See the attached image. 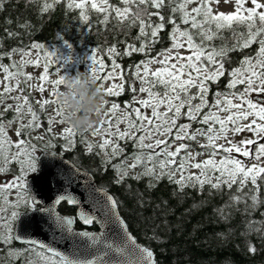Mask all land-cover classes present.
Segmentation results:
<instances>
[{
	"label": "snow or ice",
	"instance_id": "snow-or-ice-1",
	"mask_svg": "<svg viewBox=\"0 0 264 264\" xmlns=\"http://www.w3.org/2000/svg\"><path fill=\"white\" fill-rule=\"evenodd\" d=\"M59 2L60 0H53L55 4ZM234 2V11L223 13L213 8V4H218L219 0H119L122 7L114 6L110 0H68L67 8L79 10V18L84 22H89V11H94L102 15L100 23L106 25L114 14L115 19L121 24L127 23L129 28L138 26L139 29L136 37L140 41L139 46L127 44L122 53L123 56L143 53L146 57L134 66L135 70L131 73L132 85L138 81L139 88L131 87L133 101L123 105L122 116L117 117V113L121 111V104L111 102L104 116H111L114 122L113 119H103L101 127L92 133L93 136L101 138L98 147L106 157L104 163L110 165L116 172L115 183H122L128 177L129 170L141 167L142 171L131 177L132 179L138 180L145 176L152 180L167 178L169 182L180 187L191 184L201 190L205 185L215 190H222L225 187L231 190L235 187V192L240 195L233 194L230 197L233 203L251 201L250 204L245 203V211L256 210L264 204V199L261 198L264 188V2L261 0ZM249 3L251 6H246ZM166 6L170 11L168 17L161 11ZM51 7L52 4L45 2L41 11L47 12ZM166 26H171L170 47L162 49L155 56H150L149 54L154 51L153 46L160 41L159 33ZM240 28L244 30L238 31ZM225 30L231 33L230 37L223 35ZM215 40L222 43L216 46L212 43ZM253 45H258L254 57L245 56L239 62L240 67L226 70L225 61L230 52L249 49ZM30 48L35 51L36 59L22 60L21 67L40 66V50L44 46L32 43ZM95 51L93 50V54L88 57L91 61L89 71L96 74L98 81H112L108 87L100 83L105 97L120 96L126 90L125 71L116 59L121 55L120 51L116 46L107 48L110 65L106 64L103 58L98 59ZM12 52H19L23 57L32 55L31 51L25 49L14 48ZM6 55L10 57L11 52ZM54 55L53 52H44L46 59ZM2 59L3 56H0V60ZM153 64H159L160 67L151 70L150 66ZM12 68H17L15 62L10 65L0 63V71L5 74L4 80H16L15 87L10 84L4 85L3 92H0V104L4 103L5 94L17 89L20 92L24 91L23 88H19L21 81L17 77L23 76L25 82L33 79L31 74L19 69L11 71ZM102 72L104 75H99ZM50 74V64L45 63L38 78L40 84L29 86L42 94L46 91L44 85L51 84L53 90L50 95H56V86L63 84L65 75L50 80ZM226 75L229 77L226 88L231 91L216 92L213 102H210L209 83L215 84ZM117 80L121 82H115ZM238 85L242 87L238 88ZM157 86H163L162 94L154 90ZM137 91L146 93L147 98H137ZM12 99L20 101L21 97L16 96ZM36 103L39 105V113L27 95L23 96L22 103L17 102L15 106L6 105L5 112L14 108L16 113L13 119L7 121V128L3 121V113H0V174L7 173L13 163L19 165L18 175L9 181L0 182V201L3 202L0 204V244L11 246L14 242H21L30 246L20 249L9 247L7 256L23 257L25 252L29 255L34 254L36 259H27L26 264H154L153 252L147 247H141L129 235L124 222L115 212L118 206L116 199L106 192L104 193L106 203L103 205V214L108 218L106 221L97 220L95 215L83 210L77 212V217L84 225H91L94 222L107 225L115 221L120 225L122 232L119 242L108 240L105 233L95 235L88 231L72 232L73 218L60 216L55 210V205L62 201H66L68 205L81 204V200L67 188L56 196L52 207H37L41 202L32 194L29 174L39 170L41 160L35 155L36 146L25 137H30L32 132L44 128L42 114L46 111L47 105L56 104V101L42 97ZM133 103L139 106H133ZM108 104L109 101L105 99V105ZM142 109H150V115ZM204 109L207 111H203ZM220 113L227 115L221 116ZM25 115L30 117L27 123L24 122ZM55 116L61 118L59 108L55 109ZM181 118H186L188 122L178 123ZM17 122L18 127L14 133L17 139L14 142L9 136L8 128ZM55 122L64 124L62 118ZM46 123L48 127L44 128V131L50 134L54 119L50 117ZM105 123L108 125L107 128L103 127ZM120 124H126V127L121 130ZM205 125L206 128L203 127ZM244 132L250 133L251 138L239 141L229 138L230 135L234 137ZM76 135L71 127L62 129L61 136L66 141L62 147L66 151L76 146ZM199 138L205 141L199 145L200 149L206 150L208 154V158L202 161H197L196 157L203 155L204 151L193 154L188 143L197 142ZM129 140L138 149L130 157L132 163H126L129 157L112 163L116 157L124 153L120 141ZM81 143H86L88 153L93 152L92 143L85 141ZM52 146L49 141V147ZM189 169L199 170L198 174L189 172ZM77 174L78 170H69V186ZM150 186L154 185L150 183ZM85 187L89 192L103 191L90 185ZM13 190L16 192V199L9 201L8 193ZM4 204L13 209H19L22 204L26 211L47 213L53 218L57 228L80 238H87L91 241L88 247L97 245L99 247L92 254V258L88 259L66 255L39 240L26 239L20 233L14 232V225L21 219V213L13 210L9 217L2 215L6 211ZM220 211L223 212V209ZM249 228L260 232V229L252 228V222ZM37 248L40 251H37ZM249 251L255 252L256 249L250 247Z\"/></svg>",
	"mask_w": 264,
	"mask_h": 264
},
{
	"label": "trees",
	"instance_id": "trees-1",
	"mask_svg": "<svg viewBox=\"0 0 264 264\" xmlns=\"http://www.w3.org/2000/svg\"><path fill=\"white\" fill-rule=\"evenodd\" d=\"M45 2L52 4L47 12L41 11ZM67 3L68 0H60L58 4L53 3V0H0V56H3L0 63L12 64L13 58L20 54L12 52V49L29 51L30 45L37 43L43 45V49L68 45L80 61L79 65L96 50L94 54L110 65L107 48L116 46L121 53L116 59L125 71L126 90L118 97L105 99L121 105L130 102L133 97L131 73L135 70L134 66L146 57L143 53H133L131 56H123L122 53L127 44L139 46L140 41L136 39L138 26L129 28L127 23L118 22L114 14L105 25L100 23L102 15L94 11H89V22H84L79 18V10L68 9ZM110 3L122 7L119 0H110ZM161 11L165 17L170 15L167 6ZM170 31L171 26H166L159 33L160 41L153 46L154 51L150 56L170 47ZM8 33L15 35L9 36ZM223 35L230 37L231 33L225 30ZM212 43L219 46L222 41L215 40ZM257 48L258 45H253L249 49L230 52L225 61L226 70L240 67L239 62L245 56L254 57ZM10 52L9 57L6 54ZM228 79L226 75L215 84L209 83V101L216 92L231 91L226 88ZM156 88L160 91L163 86ZM3 116L11 117L7 113ZM44 128H47V124H44ZM76 134V146L70 151L62 147L66 143L64 139L54 138L51 134H45L46 140L42 144L48 150L62 153L75 166L90 172L97 186L107 190L116 199L118 211L129 231L138 242L153 251L156 264H264V223H261L264 222V204L256 210L245 211V203L250 204L251 201L233 203L230 197L233 194L240 195L235 192V187L231 190L226 187L215 190L205 185L201 190L191 184L180 187L167 178L152 180L145 176L138 180L132 179L142 171L141 167L129 172L122 183H115L116 172L104 163L106 157L90 141L88 134ZM49 141L52 147H49ZM81 141L92 143L93 152L88 153L86 143ZM120 145L124 153L112 163L131 157L138 151L130 140L120 141ZM191 148L196 151L199 149L192 142ZM150 183L154 186H150ZM261 198L264 199V188ZM64 210L71 209L65 206ZM250 222L252 228H258L260 232L251 230ZM250 247L256 251L250 252Z\"/></svg>",
	"mask_w": 264,
	"mask_h": 264
},
{
	"label": "water",
	"instance_id": "water-1",
	"mask_svg": "<svg viewBox=\"0 0 264 264\" xmlns=\"http://www.w3.org/2000/svg\"><path fill=\"white\" fill-rule=\"evenodd\" d=\"M45 153H49L50 155L46 156ZM37 157L41 160L39 170L29 178V184L31 185L32 194L40 200V206L52 207L56 196L62 194L64 189L67 188L69 192L73 193V195L81 200L80 205H72L76 208V218L78 220L79 218L77 217V212L81 210L95 215L97 220L106 221L108 219L103 214V205L106 203L104 193L106 192L108 195L111 194L107 190L97 186V183L90 172L75 166L62 153L55 150H42ZM69 170H78V174L75 175L70 186L68 183ZM85 185H90L92 188L102 189L103 191L89 192ZM85 201L87 202L85 203ZM97 201L99 203H96ZM58 205H55L56 213L60 216H67L59 214L57 211ZM115 212L119 216L120 220L124 222V225L133 240L141 247H146L138 242L131 234L126 222L120 215L118 208L115 209ZM79 221L82 225H84L81 220ZM94 223L97 226V230L88 231L77 230L73 222L71 226L72 232L79 233L81 231H88L95 235L105 233L108 240H116L119 242L122 232L118 223L115 221L108 223L107 225L97 222ZM16 232L20 233L26 239H35L49 244L58 251L69 256H79L81 258L91 259L92 254L95 253L99 247V245L88 247L91 241L87 238H80L79 236L73 235L66 230L57 228L54 224L53 218H51L47 213H41L39 211L23 214L19 220ZM153 260L154 264H156L154 253Z\"/></svg>",
	"mask_w": 264,
	"mask_h": 264
},
{
	"label": "rangeland",
	"instance_id": "rangeland-1",
	"mask_svg": "<svg viewBox=\"0 0 264 264\" xmlns=\"http://www.w3.org/2000/svg\"><path fill=\"white\" fill-rule=\"evenodd\" d=\"M261 2H264V0H261ZM194 6V5H193ZM246 6H251L250 3L247 4ZM191 7V6H190ZM213 8L215 11L217 12H223V13H230L232 11H234L235 8V2L234 0H219L218 4H213ZM29 51L32 52L31 57H23L21 54L16 55L13 58V62L16 63L17 68H12L10 69L11 71H16L17 69H19L20 71H23L27 74H31L33 79L31 81L25 82L24 77L20 76L17 77V79H19L21 81L19 88H23L24 91L20 92L19 89H17L16 91H13L11 93L5 94V98H4V103L1 104V110L0 113H3V115H5V113L9 114L11 117L9 118H4L3 116V121L5 123L6 128L8 127L7 125V121L13 119V117L16 115L14 108L13 109H9L8 111L5 112V107L8 104H12L13 106H15V104L17 102L22 103L23 102V96L27 95L30 98V102L33 104L34 109L39 113L40 109H39V105L36 103V101L38 99H41L42 97L44 98H48L50 100H56V95H50V93L53 90V86L51 84H45V88L46 91L44 93H39L34 87H30L29 85H39L40 81H39V76L43 70V65L45 63H49L50 64V69H51V74L49 76L50 80H54V79H58L59 75H75L77 72H84V71H89L90 65H91V61L90 59H87V61H85L84 63H82L81 65H79V62L75 53L73 52V50L71 49V47H69L68 45H57V46H49L45 49L40 50V66L36 67L33 65H24L23 67H21V61L22 60H26V59H36V55H35V51L30 49ZM45 51H49V52H53L55 55L51 58L46 59L44 57V52ZM97 56L98 59H100V56L98 54H95ZM160 67L159 64H153L150 66L151 70H155L156 68ZM4 73L2 71H0V92H3V88L5 84H10L11 86L15 87L16 86V80H10V81H5L4 80ZM99 75H104V73H99ZM117 83L121 82L119 80L115 81ZM100 83H104L105 87H108L112 81H100ZM135 86L137 89L139 88V82L136 81ZM242 86H239L238 88H241ZM63 85H58L56 86V92L58 90H62ZM156 91V89H154ZM164 89L162 88V90L158 91L161 94L163 93ZM16 96H20L21 99L20 101H16L14 99H12V97H16ZM137 98H147V94L146 93H139L137 91L136 93ZM215 96L212 98V100L210 102H213ZM133 101V97L132 100L130 102ZM112 101H109L108 105H105V109L107 110L108 107H110ZM129 103V102H127ZM125 104V103H124ZM123 104V105H124ZM123 105H121V111L117 113V117H120L123 115ZM133 106L138 107V104L133 103ZM59 108L58 105L56 104H49L46 106V111L44 112V124H47L46 121L48 118H53L54 119V123L51 126L52 127V132L50 133L54 138L58 137L59 139H63L61 136L62 133V129L65 127H68V125L64 124H58L55 121H58L59 119H61L60 117H56L55 116V109ZM163 110V109H162ZM25 111H26V107H25ZM130 111V109H129ZM143 112H145L146 114L150 115V109H142ZM203 111H207V109H204ZM221 116L227 115V113H220ZM28 119H30L29 116L25 115L24 116V122L27 123ZM108 119H113L114 122V118H112L111 116L109 117H104V120H108ZM187 119L186 118H181L180 121H178V123H187ZM18 127V122L14 123L11 125L10 128H8L9 131V136L10 138L15 142L16 141V137L14 135L16 128ZM48 127V125H47ZM101 127V123L98 125V128ZM103 127L107 128L108 125L107 123H105L103 125ZM126 127V124H120V128L121 130H123ZM194 127H201L200 125H194ZM203 127H207L206 125ZM218 127V126H217ZM113 131H115V128L112 129ZM90 131L88 132V138L90 139V141L99 149L98 145L101 142V138L99 136H93L92 133L94 132ZM45 131L42 129L37 130L35 132H32L30 137L26 136L25 139H29L31 144H34L36 146V153L35 155L38 156L42 149H48L45 146H43V142H45L46 140V136H45ZM139 135V134H138ZM37 136H42V139H37ZM231 139H234L235 141H239L241 139H245V138H251V134L248 132H244L238 135H235L234 137L230 135ZM204 139L203 138H199L197 142H192L194 145H196L197 147H199V145L201 143H204ZM191 145V142H188ZM64 145V144H63ZM100 150V149H99ZM193 154H195L196 152H200V151H204L203 155H200L198 157H196L197 161H202L206 158H208V154L206 150H201L200 147L198 149V151L194 150L193 148L189 149ZM13 151H15V149H13ZM110 151V150H109ZM184 153L182 152L181 155H183ZM217 159H219V157H217ZM127 164H131L132 160L129 157V159H127L126 161ZM151 166V165H149ZM15 168L19 169V165L15 164L14 166ZM137 170H129V172H133ZM199 170L196 169H189V172L191 173H197L198 174ZM187 174V173H186ZM179 178V173L176 174V179Z\"/></svg>",
	"mask_w": 264,
	"mask_h": 264
},
{
	"label": "clouds",
	"instance_id": "clouds-1",
	"mask_svg": "<svg viewBox=\"0 0 264 264\" xmlns=\"http://www.w3.org/2000/svg\"><path fill=\"white\" fill-rule=\"evenodd\" d=\"M62 85L55 101L64 123L82 136L96 130L106 111L103 88L96 74L84 71L67 75Z\"/></svg>",
	"mask_w": 264,
	"mask_h": 264
},
{
	"label": "flooded vegetation",
	"instance_id": "flooded-vegetation-1",
	"mask_svg": "<svg viewBox=\"0 0 264 264\" xmlns=\"http://www.w3.org/2000/svg\"><path fill=\"white\" fill-rule=\"evenodd\" d=\"M44 150H48V149H44ZM50 150V149H49ZM53 150V149H52ZM15 163H13L12 165L9 166V171L7 173H3L0 174V182H6L11 180L15 175L19 174V169L15 168ZM34 173H30L29 177L33 176ZM8 199L9 201H14L16 199V192L15 190L11 191L8 193ZM3 202L0 201V204H2ZM6 209V211L2 214L6 217H9L11 212L13 210H17L21 213V216L25 213L28 212H33L32 210H27L25 209V207L21 204V206L19 207V209H13L11 207H9L7 204L3 205ZM67 206L68 208H70V211H65L64 207ZM37 207H40V205H38ZM57 211L59 212V214L61 215H67V216H72L74 218V226L77 230H88V231H92V230H97V226L95 225V223L91 224L90 226H84L80 223V221L76 218V208L72 205H68L67 202H61L58 207H57ZM19 225V220L15 223L14 225V232L17 231V227ZM9 247H13V248H28L30 247L29 245H24L21 242H14L13 245L9 246V245H2L0 244V264H26V260L27 259H36L35 255H29V253L25 252L23 257H8L7 256V251L9 249ZM37 251H40L39 248H37Z\"/></svg>",
	"mask_w": 264,
	"mask_h": 264
}]
</instances>
